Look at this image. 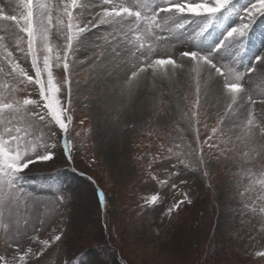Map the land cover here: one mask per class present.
<instances>
[{
	"label": "rangeland",
	"instance_id": "374dc122",
	"mask_svg": "<svg viewBox=\"0 0 264 264\" xmlns=\"http://www.w3.org/2000/svg\"><path fill=\"white\" fill-rule=\"evenodd\" d=\"M16 3L17 0H0V4L11 5L6 8L9 13ZM248 3L249 0H234L237 11ZM239 22L237 15L228 16L209 30L210 35L200 47L210 46L227 27ZM12 27L11 22H0V34ZM194 27L189 25L182 36L170 38L168 51L174 58L181 51L195 50L189 38ZM107 33L104 25L93 29L75 57L78 61L72 85L75 111L69 137L72 161L64 154L61 133L53 129L58 142L54 160L38 162L25 170L28 180L24 190L28 195L21 198L15 209L21 225L25 220L28 222L27 231L22 228L16 237L20 246L25 250L30 246L36 251L43 245L30 237L51 241L63 231L60 241L51 242L44 249L38 264H264V257L256 255L264 251V213L260 212L264 200L259 199L264 193L257 184L253 191L241 195L249 180L241 169L258 171L264 157L245 162L248 157L243 153L247 149L237 139L242 120L232 124L226 118L221 125L227 126L216 137L223 150L221 159H216L219 151L207 153L205 146L212 167L210 179L204 178L195 170L196 160L190 155L196 147L194 133L182 118V113L191 109L196 99L195 81L188 75L187 62L183 72L172 80L155 84L149 81L138 90L121 110L122 119L117 120L110 105L135 60L121 51V46L113 51L103 39ZM52 40L55 45L63 43L55 30ZM233 51L239 70L251 65L252 57L264 51V16L254 20L242 45L222 55L231 59ZM98 53H103L100 59ZM23 66L28 68L29 64ZM257 67L250 83L248 76L245 80L246 89L257 100L255 107L259 112V100L264 98V75ZM247 103L245 98V107ZM153 104L171 115L158 120ZM224 107L222 98L201 95L196 117L200 124H194L200 128L201 141L217 125ZM256 132L259 137V129ZM260 139L264 142V138ZM178 157L189 167L179 164L180 175L170 177V173L177 171L172 165L178 164ZM150 173L158 180L167 179L168 183H158ZM59 189H63L64 202L53 196ZM100 191L105 195L106 205L99 200ZM185 193L192 202H185L178 211L168 214L173 204L184 200ZM152 195L159 199L149 204L146 199ZM5 250L11 256L16 244L0 233V254H5ZM28 264L36 261L30 259Z\"/></svg>",
	"mask_w": 264,
	"mask_h": 264
},
{
	"label": "snow or ice",
	"instance_id": "6c2138e0",
	"mask_svg": "<svg viewBox=\"0 0 264 264\" xmlns=\"http://www.w3.org/2000/svg\"><path fill=\"white\" fill-rule=\"evenodd\" d=\"M6 8L11 5L0 4V22H11L13 27L0 34V233L5 240L16 244V251L11 256L6 250L5 254H0V264H28L30 259L38 264L44 249L51 242L60 241L64 235L61 231L51 241L30 237L43 247L36 251L30 246L23 249L16 237L22 228L27 231L28 222L25 220L22 226L15 209L21 198L28 195L24 190L28 180L25 170L30 165L55 158L58 142L53 129L61 133L64 154L69 162L72 161L69 137L75 111L72 87L78 62L75 57L89 39L88 33L101 25L108 29L103 37L105 43H110L113 51L121 46V51L135 60L130 75L118 86L114 103L110 105L117 120L122 119L121 110L138 90L145 88L149 81L155 84L172 80L178 72H183L187 62L188 75L195 81L196 99L193 107L182 113V118L194 133L196 147L190 155L195 157V170L210 179L212 159L207 153L219 151L216 159L223 157L216 137L225 132L227 126L221 125L226 118L232 124L242 120L239 124L241 134L237 139L247 149L243 153L248 157L245 162L264 157V142L260 139L264 138V98L259 100L261 107L257 112V100L246 89L245 80L248 76L250 83L251 74L258 72L257 66L264 75V51L252 57L254 62L243 70L237 67L235 51L231 59L222 55L229 49L236 50L248 39L254 20L264 16V0H249L239 11L235 9L234 0H17L11 13ZM231 15H237L240 22L227 27L210 46L200 47L210 35L209 30ZM189 25H195L189 36L195 50L181 51L179 57L174 58L168 51L169 40L182 36ZM54 30L63 40L61 45L53 43ZM102 55L98 53L97 59ZM24 63L29 67H24ZM29 88L35 93L34 98L32 92H28ZM201 95H216L225 105L217 125L211 127L210 134L203 141L200 128L194 126L200 124L196 117ZM152 110L158 120L171 115L157 104L152 105ZM204 127L207 129L208 125ZM179 164L189 167L178 157V164L172 165L177 171L170 173V177L180 175ZM241 171L249 178L242 196L253 191L257 184L259 191L264 193V163L258 171L252 168H242ZM150 175L158 180L156 175ZM158 183L167 184L168 180H158ZM172 188L175 189L176 184L173 183ZM62 192L63 189H59L53 193L59 202L65 201ZM98 197L101 204L106 205L103 191L98 192ZM158 199L157 195H152L146 202L154 204ZM259 199L264 200V195ZM185 202H192L187 193L184 200L168 209V214L178 211ZM260 212L264 213V205ZM256 255L264 257V251H258Z\"/></svg>",
	"mask_w": 264,
	"mask_h": 264
}]
</instances>
